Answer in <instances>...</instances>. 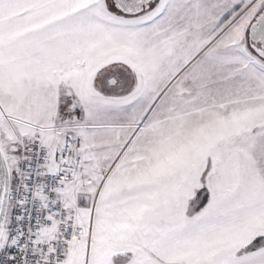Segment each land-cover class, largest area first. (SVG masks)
I'll return each mask as SVG.
<instances>
[{
    "label": "snow or ice",
    "instance_id": "obj_1",
    "mask_svg": "<svg viewBox=\"0 0 264 264\" xmlns=\"http://www.w3.org/2000/svg\"><path fill=\"white\" fill-rule=\"evenodd\" d=\"M0 264H264V0H0Z\"/></svg>",
    "mask_w": 264,
    "mask_h": 264
}]
</instances>
